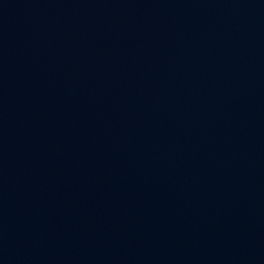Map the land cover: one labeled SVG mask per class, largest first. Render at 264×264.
<instances>
[{
  "label": "water",
  "instance_id": "95a60500",
  "mask_svg": "<svg viewBox=\"0 0 264 264\" xmlns=\"http://www.w3.org/2000/svg\"><path fill=\"white\" fill-rule=\"evenodd\" d=\"M0 264H264V0H0Z\"/></svg>",
  "mask_w": 264,
  "mask_h": 264
}]
</instances>
